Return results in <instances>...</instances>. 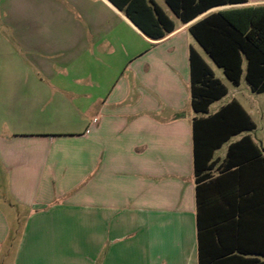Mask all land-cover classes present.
Returning a JSON list of instances; mask_svg holds the SVG:
<instances>
[{"label":"crops","instance_id":"crops-1","mask_svg":"<svg viewBox=\"0 0 264 264\" xmlns=\"http://www.w3.org/2000/svg\"><path fill=\"white\" fill-rule=\"evenodd\" d=\"M145 1L172 32L144 34L125 0L2 2L15 65L0 69V264H264V143L231 138L196 182L194 122L234 100L251 114L190 32L264 0L188 24ZM192 49L228 90L208 114L192 106ZM247 136L259 151H234L245 164L228 171Z\"/></svg>","mask_w":264,"mask_h":264},{"label":"trees","instance_id":"trees-1","mask_svg":"<svg viewBox=\"0 0 264 264\" xmlns=\"http://www.w3.org/2000/svg\"><path fill=\"white\" fill-rule=\"evenodd\" d=\"M182 23L195 21L209 11L247 4L248 0H165ZM125 0L118 6L147 36L161 38L175 29L173 22L154 2ZM144 7V9L142 8ZM190 32L214 64L224 71L236 87L240 85L246 64V81L255 94L264 93V7L237 8L214 12L196 22ZM192 106L198 114H208L210 107L228 95L227 88L216 79L212 69L195 51L190 53ZM195 176L197 184L205 182L213 169L215 152L231 138L256 130L251 116L237 101H232L215 115L194 122ZM259 151L250 137L233 144L225 168L229 171L234 151ZM249 152V153H248ZM250 162V161H245ZM223 172V170L221 171ZM238 207L241 210L242 206Z\"/></svg>","mask_w":264,"mask_h":264},{"label":"rangeland","instance_id":"rangeland-1","mask_svg":"<svg viewBox=\"0 0 264 264\" xmlns=\"http://www.w3.org/2000/svg\"><path fill=\"white\" fill-rule=\"evenodd\" d=\"M4 0H0V69L2 68H14V61L10 60L8 62L5 61L4 56H6L11 51L15 50V47L13 46L14 43H10L9 45L4 44V40H9L13 42V36L9 30H7L3 25L2 20V12H1V6L2 2ZM164 7L166 5L162 0H158ZM8 56V55H7ZM212 68L215 70L216 74L220 76L225 83L228 85L230 94L227 100H232L233 98H236L239 100L244 107L250 112L255 124H256V130L254 132H251V136L264 143V94L257 95L251 92L249 86L246 84V82H243L242 85L239 88H235L232 84H230L221 69L217 68L214 63L207 58ZM8 60V59H7Z\"/></svg>","mask_w":264,"mask_h":264}]
</instances>
